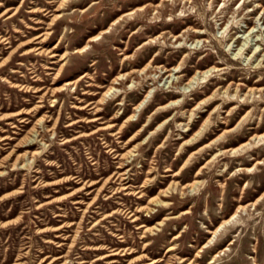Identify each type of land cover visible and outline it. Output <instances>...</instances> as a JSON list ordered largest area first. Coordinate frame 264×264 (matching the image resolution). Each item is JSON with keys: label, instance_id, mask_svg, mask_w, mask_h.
Here are the masks:
<instances>
[{"label": "rangeland", "instance_id": "1", "mask_svg": "<svg viewBox=\"0 0 264 264\" xmlns=\"http://www.w3.org/2000/svg\"><path fill=\"white\" fill-rule=\"evenodd\" d=\"M262 135L264 0H0V264H264Z\"/></svg>", "mask_w": 264, "mask_h": 264}, {"label": "bare ground", "instance_id": "2", "mask_svg": "<svg viewBox=\"0 0 264 264\" xmlns=\"http://www.w3.org/2000/svg\"><path fill=\"white\" fill-rule=\"evenodd\" d=\"M252 31V30H251ZM98 37H95L92 39V41L96 40ZM87 48V47H85ZM37 50H40V48H38ZM243 50V49H242ZM255 53V52H254ZM55 55H52V57H54ZM235 56V55H234ZM252 56V55H251ZM161 62V61H160ZM159 64V63H158ZM177 68L172 69V71L176 72ZM216 71L215 68H210L208 70L205 71H200V72H196L186 83L185 85V91L184 92H188V91H192L194 90L197 86L205 83L209 78L212 77V74ZM124 76H120L116 79V81L113 83V85H117V81L118 80H122ZM169 78V77H168ZM171 79V78H170ZM116 87L114 86H110L107 91L104 93L103 97L104 98H113L116 96V94L118 93L117 89H115ZM202 95V94H201ZM152 98L151 96V92H148L146 94V96L134 107L133 110V114L130 116V120L136 118V115L140 114V112L146 107L147 103L149 102V100ZM243 99V98H242ZM167 103V102H166ZM216 110V109H215ZM200 114V113H199ZM191 116V115H190ZM191 118V117H190ZM96 120V119H95ZM146 126V125H145ZM203 131V130H202ZM201 131V132H202ZM129 133V132H128ZM147 139V138H146ZM264 140V135L259 136V137H254L250 140V143L243 145L244 148L246 147H250L251 143H255L256 141L260 142ZM34 139H31L30 142H33ZM190 141V140H189ZM199 144V143H198ZM201 145V144H200ZM229 147V146H228ZM209 156V155H208ZM132 157V156H131ZM26 164V163H25ZM20 165V164H19ZM246 165V164H245ZM23 166V165H21ZM25 166V165H24ZM149 182V181H148ZM147 182V183H148ZM197 183H194L192 185L189 186L190 191L193 192V190L195 189ZM244 201V200H243ZM159 205L163 204L162 202H157ZM242 203V202H241ZM245 210L244 207H238L237 210L235 211V213L230 217V219L223 221L218 227H216L213 231L210 232L212 238H210V240L208 241V243L203 247H208L210 245H213L214 242H216L218 236L226 229V227H228L230 225L231 222H233L237 216L238 213ZM135 221V220H133ZM223 244V243H222ZM213 262H211L210 264H212ZM152 264V263H151Z\"/></svg>", "mask_w": 264, "mask_h": 264}]
</instances>
